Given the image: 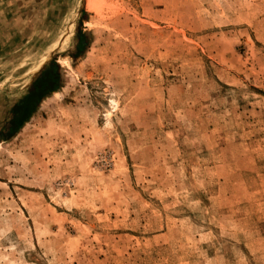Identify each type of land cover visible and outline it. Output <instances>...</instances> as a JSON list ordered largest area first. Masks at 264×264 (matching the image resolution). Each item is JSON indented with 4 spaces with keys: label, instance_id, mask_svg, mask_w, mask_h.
Listing matches in <instances>:
<instances>
[{
    "label": "rangeland",
    "instance_id": "1",
    "mask_svg": "<svg viewBox=\"0 0 264 264\" xmlns=\"http://www.w3.org/2000/svg\"><path fill=\"white\" fill-rule=\"evenodd\" d=\"M51 27L1 70L11 103L53 59L62 84L0 141V264H264V0Z\"/></svg>",
    "mask_w": 264,
    "mask_h": 264
},
{
    "label": "crops",
    "instance_id": "2",
    "mask_svg": "<svg viewBox=\"0 0 264 264\" xmlns=\"http://www.w3.org/2000/svg\"><path fill=\"white\" fill-rule=\"evenodd\" d=\"M79 3L81 0H0V75L9 61H14L18 55L23 56L25 47L37 31L47 34L53 29L51 23L67 18L70 8L74 9ZM40 71L32 74V81ZM28 72L20 77L23 78ZM31 83L25 87L22 96L12 103L10 91L0 89V134L7 131L15 109L22 104Z\"/></svg>",
    "mask_w": 264,
    "mask_h": 264
},
{
    "label": "trees",
    "instance_id": "3",
    "mask_svg": "<svg viewBox=\"0 0 264 264\" xmlns=\"http://www.w3.org/2000/svg\"><path fill=\"white\" fill-rule=\"evenodd\" d=\"M61 84V69L57 61L53 59L32 81L26 97L15 109L11 124L6 132L0 134V139L4 141L14 137L37 112L43 100L61 89Z\"/></svg>",
    "mask_w": 264,
    "mask_h": 264
}]
</instances>
